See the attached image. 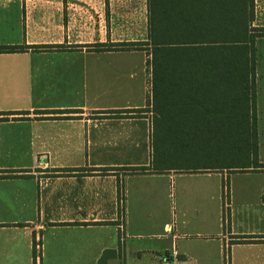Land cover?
Here are the masks:
<instances>
[{"label":"crops","instance_id":"0c3cea01","mask_svg":"<svg viewBox=\"0 0 264 264\" xmlns=\"http://www.w3.org/2000/svg\"><path fill=\"white\" fill-rule=\"evenodd\" d=\"M147 40L148 0H0V45L65 47L0 53V264H264V171L128 170L150 112H112L147 106L149 46H93Z\"/></svg>","mask_w":264,"mask_h":264},{"label":"trees","instance_id":"16d2710c","mask_svg":"<svg viewBox=\"0 0 264 264\" xmlns=\"http://www.w3.org/2000/svg\"><path fill=\"white\" fill-rule=\"evenodd\" d=\"M253 19L254 0H148L146 43L93 46H149L147 106L112 112L116 116L151 113L150 163L128 168L130 172L264 171L258 157L254 88L256 41L264 37V26H252ZM31 47L65 48L0 45V53ZM61 112L68 111L53 113ZM111 170L89 167L53 172L104 174ZM117 187L120 213L122 187L119 183ZM223 189L228 198L225 183ZM109 252L104 251L96 264H105Z\"/></svg>","mask_w":264,"mask_h":264},{"label":"rangeland","instance_id":"374dc122","mask_svg":"<svg viewBox=\"0 0 264 264\" xmlns=\"http://www.w3.org/2000/svg\"><path fill=\"white\" fill-rule=\"evenodd\" d=\"M264 25V24H263ZM263 25L257 22L253 23L254 27H261ZM254 88H255V116H256V129H257V139L261 143H264V37L258 38L256 41V72H255ZM151 116V113L149 114ZM259 157V154H258ZM260 159V158H259ZM176 174V173H175ZM174 174V175H175ZM171 195L170 202L174 206L173 213L178 214V190L177 183H171Z\"/></svg>","mask_w":264,"mask_h":264},{"label":"built area","instance_id":"2783aa9c","mask_svg":"<svg viewBox=\"0 0 264 264\" xmlns=\"http://www.w3.org/2000/svg\"><path fill=\"white\" fill-rule=\"evenodd\" d=\"M147 89L149 96L151 95V75L150 72L148 73L147 77ZM4 117L3 115H0V118ZM36 249H38V244H36Z\"/></svg>","mask_w":264,"mask_h":264}]
</instances>
